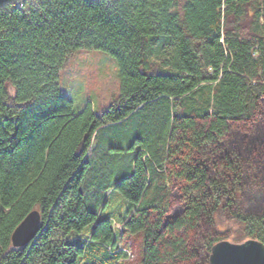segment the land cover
I'll use <instances>...</instances> for the list:
<instances>
[{"label":"trees","instance_id":"trees-1","mask_svg":"<svg viewBox=\"0 0 264 264\" xmlns=\"http://www.w3.org/2000/svg\"><path fill=\"white\" fill-rule=\"evenodd\" d=\"M83 50L118 68V94L100 113L60 93V70ZM261 127L264 0L3 6L0 264H121L124 236L142 237L139 264H208L234 234L264 243V201L252 214L242 201L255 153L228 147ZM113 190L132 206L118 232L97 222ZM33 210L40 234L13 247Z\"/></svg>","mask_w":264,"mask_h":264},{"label":"rangeland","instance_id":"rangeland-1","mask_svg":"<svg viewBox=\"0 0 264 264\" xmlns=\"http://www.w3.org/2000/svg\"><path fill=\"white\" fill-rule=\"evenodd\" d=\"M113 59L106 52L98 50L77 51L70 56L65 66L59 72L60 93L70 99L75 110H82L88 102L94 112L100 113L105 110L112 99L119 91L118 68ZM264 129L261 127L256 133L242 135L236 133L232 140L228 141L229 149L244 155L247 159L255 157L253 171L246 175L242 186V201L246 203V210L249 213H256L263 209L264 201ZM251 175V176H250ZM108 206L98 215L97 222L103 219H110L115 231L123 228V223L129 219L132 206L123 199L117 191H111L108 195ZM129 207V213L125 214ZM123 216L121 219L119 216ZM219 219V218H218ZM227 225L231 226L232 223ZM226 230V225L221 227ZM235 234L226 239L231 242ZM251 238H247L248 240ZM243 240V241H245ZM242 241V242H243ZM122 247L127 257L121 264H139L142 237L124 236Z\"/></svg>","mask_w":264,"mask_h":264},{"label":"water","instance_id":"water-1","mask_svg":"<svg viewBox=\"0 0 264 264\" xmlns=\"http://www.w3.org/2000/svg\"><path fill=\"white\" fill-rule=\"evenodd\" d=\"M27 0H0V9L5 5H18ZM41 232V214L31 211L14 229L11 244L15 248L31 244ZM208 264H264V243L258 239L243 242L221 240L210 251Z\"/></svg>","mask_w":264,"mask_h":264}]
</instances>
